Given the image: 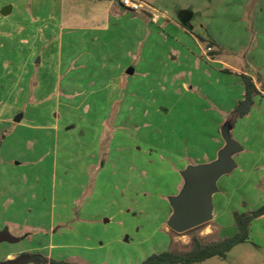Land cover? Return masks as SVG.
Here are the masks:
<instances>
[{
  "label": "rangeland",
  "instance_id": "rangeland-1",
  "mask_svg": "<svg viewBox=\"0 0 264 264\" xmlns=\"http://www.w3.org/2000/svg\"><path fill=\"white\" fill-rule=\"evenodd\" d=\"M135 1L142 12L119 0H0V188L14 200L0 219L30 226L33 245H53L56 261L183 254L192 235L203 244L231 237L234 213L264 205L261 95L228 130L241 151L217 181L212 220L192 234L166 225L181 172L217 159L243 97L240 76L202 54L224 55L264 91V0ZM155 16L165 20L152 24ZM14 232L22 239L0 244V263L31 248L26 231ZM194 264H264V216L224 259Z\"/></svg>",
  "mask_w": 264,
  "mask_h": 264
},
{
  "label": "water",
  "instance_id": "water-1",
  "mask_svg": "<svg viewBox=\"0 0 264 264\" xmlns=\"http://www.w3.org/2000/svg\"><path fill=\"white\" fill-rule=\"evenodd\" d=\"M128 75L132 70L126 72ZM22 116H17L13 122L19 123ZM224 147L218 152L217 159L208 164L189 166L181 172L183 181L178 195L169 199L172 210L166 225L175 234H183L207 224L213 217L212 198L217 193V181L231 173L236 164L233 156L241 151L228 132H221ZM13 241L6 234H0L1 241ZM0 264H20V261H7Z\"/></svg>",
  "mask_w": 264,
  "mask_h": 264
},
{
  "label": "trees",
  "instance_id": "trees-1",
  "mask_svg": "<svg viewBox=\"0 0 264 264\" xmlns=\"http://www.w3.org/2000/svg\"><path fill=\"white\" fill-rule=\"evenodd\" d=\"M225 72L229 73V70H225ZM239 76L243 85V97L228 114L227 124L222 129L226 132H228L230 126H233L238 119H241L249 113L254 104V98L261 96L251 77L245 74H239ZM262 216H264V205L252 211L234 213L233 223L236 232L231 237L223 238L213 243L203 244L198 236L192 235L191 249L186 253L176 254L170 251H164L149 256L141 264H194L214 257L224 259L227 253L235 246L247 241L251 222ZM196 229L187 233L192 234ZM13 261H20V264H71L52 259L48 261L43 256L32 253L20 254Z\"/></svg>",
  "mask_w": 264,
  "mask_h": 264
},
{
  "label": "crops",
  "instance_id": "crops-1",
  "mask_svg": "<svg viewBox=\"0 0 264 264\" xmlns=\"http://www.w3.org/2000/svg\"><path fill=\"white\" fill-rule=\"evenodd\" d=\"M10 12L11 11H8V12L4 11L2 13V16H5L6 14H9ZM145 16L147 18H150V15L147 14V13H146ZM155 18L157 20L156 19L150 20V22L152 24H158L160 20H165V19H162V18L158 19L157 16H155ZM210 45L214 49V47L212 46V44H210ZM208 48H210V47H208ZM214 51H215V49H214ZM202 58H204L205 62H207V63H209L211 65L219 66V70H221L222 72H225V70H229V73L230 74H234V75H238V76H239V74H244L242 71H240L236 67L227 64L226 61H223L225 59V56L224 55H220L219 53H214L213 52L212 54H208V55L205 54V53H203L202 54ZM222 58H224V59H222ZM28 66H29L28 62L25 61V62H23V64L20 67H17V69L19 68L18 69L19 71L25 73V70L27 69ZM4 67H6L5 68L6 70H8L9 67H10L9 63H5L4 64ZM121 68L122 67L120 65L116 67L117 71H120ZM14 73L13 74L10 73L7 76H11V75L14 76ZM15 75L17 76V74H15ZM126 75H128V74L126 73ZM18 76H19V74H18ZM14 78H13V80H15ZM254 83H255L256 89L260 92V94L261 95H264V91L261 89V85L259 83H256V82H254ZM12 85H14V87H16L17 85H19L18 84V81L17 80L13 81ZM78 107L82 108V105L81 106H78ZM21 120H22V118H21ZM20 123H21V121H20ZM13 124H14V122H13ZM56 163H57V161L54 159V161H53V167L57 166ZM255 163L256 164H255L254 168L260 166V161L256 160ZM22 164H25V163L22 162ZM26 183L27 182H25V184ZM10 188H12V187L10 186ZM7 194L8 195L5 196V192L3 191V189L0 188V198H3L4 199L2 201V203H1L0 209L3 208L5 210H7L10 206H13L14 205V200L12 199V197H9L10 196L9 195L10 194V189L8 190ZM30 195H32V198H34V196H35V195L33 196V194H29V197H30ZM29 197L23 195V197L21 198V202H22L21 204L24 205L25 207H27V205L29 204V202H28V198ZM25 212H29L28 209ZM0 221L3 222L2 223V226L4 227V228H1L0 229V234H6L9 238H11L13 240V241H6V240H4V241H1L0 244H2V243L14 244V243L19 242L22 238L19 239L20 236L17 237V235L14 232V230H16V229L17 230L18 229H22V231H26L25 233L28 234L27 238H31L30 240H32V244H31V248L30 249L23 250V251H20L18 253H8V254H6L5 258L7 260L5 262H7V261H13L15 259V257H17L19 254L25 253V252L26 253H41L42 256L46 257L47 259L57 260V258L56 259H53V257H52L53 254H54V251L57 250V248L53 247V245H50V243H48L47 245H44L43 243H41V242L38 241V242H36L35 245H33V239H34L33 236L34 235H33V229L30 228V226L24 225V224H22V226H20L17 222L13 221L10 218H8L7 220H3V221L0 219ZM30 231H32V232L30 233ZM44 235H46V234H44ZM37 236H39V234ZM41 236H43V234H41ZM24 238L26 239V237H24ZM1 263H4V262H1Z\"/></svg>",
  "mask_w": 264,
  "mask_h": 264
},
{
  "label": "built area",
  "instance_id": "built-area-1",
  "mask_svg": "<svg viewBox=\"0 0 264 264\" xmlns=\"http://www.w3.org/2000/svg\"><path fill=\"white\" fill-rule=\"evenodd\" d=\"M119 3L123 9L131 12H142L146 7L145 5L135 0H119ZM210 50H211L210 48L207 49V51Z\"/></svg>",
  "mask_w": 264,
  "mask_h": 264
},
{
  "label": "flooded vegetation",
  "instance_id": "flooded-vegetation-1",
  "mask_svg": "<svg viewBox=\"0 0 264 264\" xmlns=\"http://www.w3.org/2000/svg\"><path fill=\"white\" fill-rule=\"evenodd\" d=\"M39 255H40V254H39ZM41 256H42V255H41ZM43 257H44V256H43ZM44 258H45L46 260H48V261L51 260V259H47L46 257H44Z\"/></svg>",
  "mask_w": 264,
  "mask_h": 264
}]
</instances>
